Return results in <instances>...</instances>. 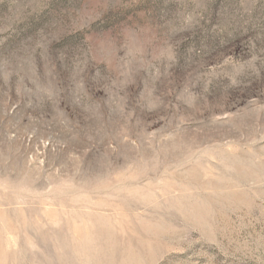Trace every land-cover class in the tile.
I'll list each match as a JSON object with an SVG mask.
<instances>
[{"label": "rangeland", "instance_id": "obj_1", "mask_svg": "<svg viewBox=\"0 0 264 264\" xmlns=\"http://www.w3.org/2000/svg\"><path fill=\"white\" fill-rule=\"evenodd\" d=\"M0 264H264V0H0Z\"/></svg>", "mask_w": 264, "mask_h": 264}]
</instances>
